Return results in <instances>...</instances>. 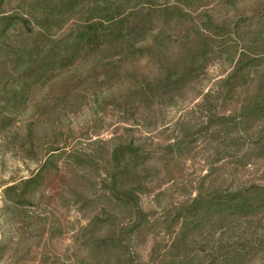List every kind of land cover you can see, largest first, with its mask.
<instances>
[{"label": "trees", "instance_id": "16d2710c", "mask_svg": "<svg viewBox=\"0 0 264 264\" xmlns=\"http://www.w3.org/2000/svg\"><path fill=\"white\" fill-rule=\"evenodd\" d=\"M203 1L22 0L24 7L7 13L0 0L4 104L19 107L43 87L58 89L63 100L82 85V98L90 94L98 103L102 96L101 109L117 111L119 123L129 124L122 130L130 133L90 140V151L81 155L66 150L61 128L41 130L36 170L3 190L13 234L7 243L0 240V264H138L131 237L147 222L140 196L173 180L200 138L212 149L203 177L210 189L198 188L178 204L172 225L180 221L179 229L150 264H191L197 253L205 264H238L251 253L264 254V227L248 237L249 224L264 211V183L224 185L226 177L218 173L229 163L245 167L264 158V15L245 26L241 16L217 21L206 2L194 4ZM237 1L226 0L231 7ZM71 20L73 28L61 31ZM223 54L225 76L206 92L195 89ZM81 57L82 75L69 73ZM57 76L63 77L53 81ZM178 98L193 103L196 116L166 124L163 109ZM50 103L40 106L38 121ZM135 131L151 138L135 137ZM67 166L81 173L82 203L91 216L72 234V248L58 253L53 241L65 231L52 205L67 184ZM111 203L126 208L131 220H115L105 208ZM242 218L248 226L233 246L230 233Z\"/></svg>", "mask_w": 264, "mask_h": 264}, {"label": "rangeland", "instance_id": "374dc122", "mask_svg": "<svg viewBox=\"0 0 264 264\" xmlns=\"http://www.w3.org/2000/svg\"><path fill=\"white\" fill-rule=\"evenodd\" d=\"M162 3L164 0H156ZM206 2V10L213 19L231 20L239 16L244 17V26L255 23L258 17L264 15V0H239L235 7H231L226 0H204L196 5ZM24 7L22 0H3L1 11L17 8L18 5ZM20 12V10H16ZM74 20L65 24L61 31L72 29ZM246 31L247 28H244ZM15 33V31H12ZM60 32V31H59ZM145 61L142 60V65ZM140 65V66H141ZM229 70V63L226 61L225 54L221 58L213 60L207 67L203 77L195 83V89L206 92L208 88L218 78L224 77ZM80 73L82 75V57L78 58L75 65L69 68V73ZM141 72V71H140ZM63 76H57L53 81H57ZM82 85L71 91L66 99L59 100L60 91L48 87L36 88L28 95L25 104L19 107H7L4 99L0 98V240L7 243L13 234V222L11 215L6 213L3 208L5 196L3 190L6 186L18 181L21 178L30 176L37 168L36 157L42 153L40 147V132L53 124L57 129L64 131L66 138V150L82 155L83 151L89 152L88 142L93 139L109 140L116 134L127 137L130 133L123 131V126L128 123H119L117 111L110 106L101 109V98L95 103L90 94L82 98ZM106 96L107 93H104ZM187 97V94H186ZM196 101H200L198 98ZM46 102L50 103L48 114L38 121V110ZM100 104V105H99ZM196 107L193 103H188L187 98L176 99L175 104L164 107V121L166 124L178 119L188 118L194 120ZM41 121V122H40ZM32 129L29 136L28 129ZM135 137L142 140L151 138V135L144 132H132ZM88 139V140H87ZM202 139L196 142V150L193 158L183 163L181 172L174 171V179L159 185L152 192L141 195L139 205L147 213V222L136 235L131 238V250L135 253L138 264H150L152 258L158 259L171 246L175 233L178 231L180 221L172 225L178 204L190 194L193 197L196 189L203 188L207 191L211 183L209 178L203 177L208 172V165L204 161L205 156L212 154V149L204 147ZM40 142V143H39ZM66 151V152H67ZM66 156H63V158ZM70 158L68 157L67 160ZM67 184L59 190L58 199L53 203L52 208L58 220H61L65 233L61 238L53 241V246L58 253H63L67 247L72 246V234L90 219V207L82 203V178L79 177L80 171L70 166L66 167ZM218 173L226 177L224 185L232 182V186L248 185L250 183H264V158L255 164L245 167H236L234 164H226ZM203 179V180H202ZM213 187V185H212ZM89 187L84 188V193L88 194ZM103 202V199L101 200ZM105 208L113 214L115 220L126 223L131 220L126 217V208L121 204H105ZM240 225L236 226L230 233L229 240L233 246L239 244L241 231L248 226L244 219L240 220ZM170 225H172L170 227ZM264 227V211L258 212L257 219L248 226V237H254L257 232H262ZM244 231V230H243ZM172 232V233H171ZM206 232V231H205ZM204 237V238H203ZM199 237L206 240V236ZM258 243V241H257ZM72 248V247H71ZM86 251L83 253L85 254ZM263 252L259 251L248 256L245 261L238 264H264ZM200 261V263H199ZM191 264H205L202 255L197 253L192 259Z\"/></svg>", "mask_w": 264, "mask_h": 264}]
</instances>
